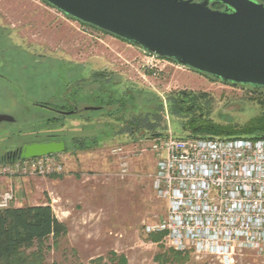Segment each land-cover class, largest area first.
Segmentation results:
<instances>
[{"label":"rangeland","instance_id":"obj_1","mask_svg":"<svg viewBox=\"0 0 264 264\" xmlns=\"http://www.w3.org/2000/svg\"><path fill=\"white\" fill-rule=\"evenodd\" d=\"M0 48L49 49V65H35L33 83L28 85L34 101L53 103L60 96L66 99V106H72L74 97H106L103 91L107 88L118 95L131 93L130 89L142 90L137 98L141 105L147 97L144 92H150L157 103L133 106L123 114L127 121L133 114L148 116L145 125L168 135L187 134L184 125L190 126L188 120L198 116L213 123L241 126L262 112L257 91L213 80L165 58L159 60L156 75L148 72L143 77L140 65L147 55L142 49L83 25L43 0H0ZM11 92L12 96L0 98V111L16 107L19 118L23 115L17 107L20 96L15 88ZM178 96L184 101L183 109L173 113L171 101L175 103ZM194 96H202L198 107L187 110ZM84 103L76 105L81 109ZM116 104L105 110L116 109ZM31 107L33 112L29 114L34 115L28 122L0 123V162L7 159L6 153L31 141L37 129L43 134L63 135L68 150L60 153L64 166L61 174L11 178L18 179L10 181L17 201L12 206L49 203L63 220L66 234L57 239L50 236L40 244L35 242L14 257L0 260V264H222L212 255L174 251L165 244L163 234L149 239L144 233V226L156 222L166 209L152 188L156 157L152 152L141 151L150 146L152 139H135L127 133L104 137L111 126L115 130L121 128L116 116L112 118L104 112L57 117L50 126L43 125L42 114H37L41 111ZM68 137L78 144L71 145ZM113 146H123L126 151L124 174L116 156L109 152ZM118 257H124V261ZM233 264H264V256L243 251L234 256Z\"/></svg>","mask_w":264,"mask_h":264},{"label":"built area","instance_id":"obj_2","mask_svg":"<svg viewBox=\"0 0 264 264\" xmlns=\"http://www.w3.org/2000/svg\"><path fill=\"white\" fill-rule=\"evenodd\" d=\"M103 32V31H101ZM144 52V51H143ZM140 67L156 75L159 60L144 52ZM122 174L126 151L113 146ZM152 152L155 195L166 205L165 213L144 233H162L174 251L193 250L233 264L234 256L253 251L264 256V137L178 138L169 134L152 139L141 151ZM60 153L0 162V177L61 174ZM15 200L12 187L0 191V209Z\"/></svg>","mask_w":264,"mask_h":264},{"label":"water","instance_id":"obj_3","mask_svg":"<svg viewBox=\"0 0 264 264\" xmlns=\"http://www.w3.org/2000/svg\"><path fill=\"white\" fill-rule=\"evenodd\" d=\"M43 1L65 16L93 25L158 58L207 74L213 80L264 89V3L258 0ZM210 2L223 7L212 8ZM5 120L11 121L12 117L0 114V122ZM167 136L160 132L141 135L145 139ZM64 150L63 141L31 143L20 149V157L58 154Z\"/></svg>","mask_w":264,"mask_h":264},{"label":"trees","instance_id":"obj_4","mask_svg":"<svg viewBox=\"0 0 264 264\" xmlns=\"http://www.w3.org/2000/svg\"><path fill=\"white\" fill-rule=\"evenodd\" d=\"M258 1L264 3V0H258ZM213 7H219V6L215 5ZM67 17L72 18L70 16ZM80 23L98 29L93 25L86 24L83 22ZM98 30L102 31L100 29ZM104 81L107 82V80ZM105 85L106 83L104 82L102 84V87H105ZM250 89H252L253 91H257V93H259V97H260L259 102L262 107L261 115L252 118L251 120H249L248 122H246L241 126H237L231 123L228 124L213 123L209 120H206L198 116L188 120L189 121L188 125L190 126L186 127V125H184L183 129L187 131L186 132L187 134L192 136H202V137H211V138L215 136H221V137L250 136L252 138H258L261 136L264 137V89H260V90H255L253 88ZM130 90L132 91L131 93L126 92L124 94L118 95L116 93L117 91L115 90L108 91V89L105 88V91L103 92L107 93L106 97L94 95V96L86 97V99L83 100H78L75 99L76 97H74L73 99L75 101V104H73L72 106L71 105L66 106V99L64 98V105L62 106V108L70 113H65L64 116L55 115V117L50 118V121L55 120V118L57 117L60 118V117L73 116V115H78L79 113L88 114V113L104 112L112 116V118H115L116 116L115 120H118L121 123V128L116 130L114 129L113 126H111L109 129L111 131L108 130L105 133L104 137L119 135V134L126 135L127 133L128 135L133 136L135 139H138V138H143L141 137L142 134L158 132L156 129H152L153 127L152 125L150 124L145 125L143 123L145 117L148 118V116H141V115L136 116V114H133L131 119H129L128 121L126 120L125 113L123 114L124 110L128 111L130 107L133 108V106L135 108H139L143 105V103L146 105L157 103V100H155L152 97L153 95L150 92H146V93L144 92V94H147L146 100L140 102L141 105H139V103L137 102L138 100L137 98H139L140 94H143L142 90H136L135 92L132 89ZM201 97L202 96H194L193 98H191L193 104L191 107L187 108V110H193L194 107H198V103L201 100V99L199 100V98ZM181 99L182 98L178 96L175 98L176 100L175 103L171 101L170 107L173 108L170 109L173 111V113L177 111L180 112L182 111L183 106L181 102L184 101ZM91 100H95L96 102L94 101L95 103H91L92 102ZM80 101L85 102L84 103L85 105L81 107V109H79L78 111H74L75 109L74 106H77L76 104ZM116 102H117L116 105L117 106L119 105L118 107H116V109L112 111L111 110L106 111L108 109V106H111ZM87 106H95L97 108L84 109V107ZM173 109H175L176 111H174ZM152 123L155 122H151V124ZM126 126L127 127L129 126L130 129L126 130ZM69 139L71 145L74 146L75 144H78L76 143V140L74 138L70 137ZM95 139H96L95 141H97L98 138L95 137ZM82 143L83 142H80L79 144ZM93 144L95 143H92V145ZM67 150H68V146L66 145L64 151ZM12 159L7 157L6 160H12ZM0 160H3V158H0ZM50 176H54V175H50ZM65 234H66L65 224L58 220L49 203L38 204V205H22L19 207L10 205L8 208L0 209V260L8 257H14L19 252L20 249L30 247L35 242H38L40 244L50 236H52L54 239H57ZM148 236L150 237L149 239H154L155 238L154 236L160 237L162 236V233H151L148 234ZM119 260L124 261V257L119 258Z\"/></svg>","mask_w":264,"mask_h":264},{"label":"flooded vegetation","instance_id":"obj_5","mask_svg":"<svg viewBox=\"0 0 264 264\" xmlns=\"http://www.w3.org/2000/svg\"><path fill=\"white\" fill-rule=\"evenodd\" d=\"M195 1H201V0H195ZM45 2V1H44ZM46 3V2H45ZM49 5L48 3H46ZM212 8L220 9L223 6L218 2H210L209 3ZM219 6V7H213V6ZM50 6V5H49ZM50 51L48 48H0V98L3 96H12L13 93L12 88H15L17 93L19 94V99L21 100V103L18 104L19 111L22 112L19 118L17 117V108L14 107L11 109L7 108V110L0 111V114H6L12 117L11 121H1L0 123H8V124H17L19 121L28 122L30 117L34 115V113L29 114L32 110L31 106H36L39 108V111H37V114H42L44 118L43 125L50 126V118L51 114L55 115H65L67 112L65 109L62 108L64 105V98L58 96L55 97L56 102H49V100H37L34 101L30 97L31 95V89L29 90L28 85L33 83L34 80V67L35 65H42L43 67H47L50 63ZM22 56L23 59L18 60V57ZM47 64V65H46ZM43 76H45V72L43 69ZM44 83V81H43ZM47 101V102H46ZM58 101V103H57ZM57 103V104H55ZM54 104V105H52ZM58 105V106H57ZM74 111H78L79 108L77 106H74ZM44 114L46 116H44ZM19 129H22L21 124L18 125ZM26 129V128H25ZM38 130V131H37ZM37 132H34L31 138V141L25 142L23 145L16 147L15 150L8 152L5 154L6 157L14 158V157H20V149L25 144H31V143H43V142H49V141H55L60 142L63 141V135L60 133H46L43 134L39 129H37ZM27 133V131L25 130ZM30 132V130L28 131ZM33 132V131H32ZM29 135V134H28ZM27 136V134H26Z\"/></svg>","mask_w":264,"mask_h":264},{"label":"crops","instance_id":"obj_6","mask_svg":"<svg viewBox=\"0 0 264 264\" xmlns=\"http://www.w3.org/2000/svg\"><path fill=\"white\" fill-rule=\"evenodd\" d=\"M111 156V155H110ZM113 160L115 161V157H113ZM115 163H116V161H115ZM13 181V180H18V179H11V178H7V177H0V191L1 190H4L5 189V187L6 186H9V187H12L10 184V181ZM13 188V187H12ZM17 201L16 200H14V202H13V204L14 203H16ZM39 204H45L44 202H41V203H39ZM34 205H38V204H34ZM20 205L18 204V205H16L15 207H19ZM51 206V205H50ZM61 213H65L64 211H61ZM62 215H64V214H62ZM56 217L58 218V216L56 215ZM64 217V216H63ZM58 220L59 221H61V222H63V220H61V219H59L58 218ZM64 223V222H63Z\"/></svg>","mask_w":264,"mask_h":264}]
</instances>
